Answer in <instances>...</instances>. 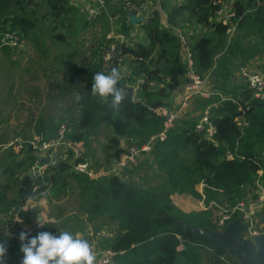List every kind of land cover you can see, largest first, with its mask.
Wrapping results in <instances>:
<instances>
[{
  "label": "trees",
  "instance_id": "obj_1",
  "mask_svg": "<svg viewBox=\"0 0 264 264\" xmlns=\"http://www.w3.org/2000/svg\"><path fill=\"white\" fill-rule=\"evenodd\" d=\"M105 1L109 16L104 15L99 21L108 27L107 34L113 24L117 25L116 31L126 39L134 28L129 24V7ZM221 1L226 0H160L168 26L162 23L158 9L150 10L154 17L139 25L144 41L130 46L126 39L119 47L122 60L113 67L121 71L124 57L130 64V74L122 76L119 86L135 85L140 79L144 83L139 88L138 100L123 101L118 109L91 94L92 78L96 72H102L100 51L107 43L105 36L99 48V63L85 70H73L76 76L85 77L86 91L74 97L79 116L66 123L72 130L70 138L86 143L90 130L107 126L114 134L110 143L115 148L109 151V160H119L124 154L122 141L142 147L163 130V120L149 106L170 105L173 93L186 81L183 49L170 27L183 24L191 28L190 46L201 74H213L216 70L219 77L227 80L235 61L261 55L264 0H234L238 28L230 42L227 27L215 17ZM87 24L91 23L86 14L80 16L70 0H0V34L17 32L21 43L32 41L41 46L47 37L67 46L76 37L72 33ZM9 48L1 47L0 36V52ZM67 84L73 86L76 82L70 77ZM223 88L226 89L221 82L222 96L216 95V101H203L204 108L211 106L210 115L217 129L213 140L196 131L199 116L188 119L190 113L168 131L164 142L153 146L151 159L144 163L152 166L157 184L140 185L121 175L90 180L74 170L69 158H43L42 164H48V168L43 178L35 180L29 173L36 159L30 156L31 151L27 150L25 156L13 150L0 155V175L12 181L10 187L15 190L9 200L3 192L5 183L0 182V222L8 219L12 211L26 224H33L41 209L23 210L27 201L38 202L44 197L50 201L49 193L55 197L77 193L79 212L88 216V221L106 217L116 226L114 235L109 231V236L100 238L103 249L116 253L112 264H238L228 250L195 231L216 230L209 208L212 203L234 206L241 199L255 196L257 182L264 187V102L254 99L247 86L238 94L227 89L225 93ZM60 125H41L38 135L47 140L55 138ZM228 153L234 158L228 160ZM198 185H202V193L198 192ZM174 195L203 199L209 209L185 212L174 203ZM60 231L63 229L47 222L29 238L39 232L57 235ZM4 242L20 264V245L0 239V243Z\"/></svg>",
  "mask_w": 264,
  "mask_h": 264
},
{
  "label": "rangeland",
  "instance_id": "obj_2",
  "mask_svg": "<svg viewBox=\"0 0 264 264\" xmlns=\"http://www.w3.org/2000/svg\"><path fill=\"white\" fill-rule=\"evenodd\" d=\"M70 1L74 7L77 6L80 16L83 17L84 13L86 14L87 5H90L89 0ZM108 1L112 4L125 3L127 7L132 3L147 1L151 11L154 9L160 11L162 23L167 26V16L162 7L161 10L159 9L161 4L157 3V5L152 0ZM93 23L87 24L85 28H81L82 30L72 33L76 37L67 46L59 45L52 41L46 49L43 44L39 46L36 42L29 41V43L25 42L28 45L24 44L18 48H9L0 52V145L17 138L30 139L40 137L38 132L41 125L49 127L55 124L59 125L69 122L70 118L76 119L79 116V111L74 106V97L81 91H86V83L85 77L75 76L73 70L77 65H80V68L85 70L99 63V48L108 32L106 29L108 27L104 22H100L98 19ZM116 26L113 24V27L117 29ZM134 27L128 32L129 35L126 38L130 46L143 42L142 28L139 25ZM179 28L184 29L190 37L191 28L183 24ZM72 38L73 36H70L68 40L71 41ZM123 60L122 66L130 67L128 58L124 57ZM242 60L235 61L231 69V75L237 72L238 66L246 62ZM121 74H124V77L128 76V71H121ZM228 76H226V79ZM70 77L78 78V81L75 80L76 84L73 86L67 84ZM232 81L230 77L227 80H223L222 77L217 75L216 70H214L211 77V84L216 88L220 87L221 82L229 88ZM178 95L180 96V93ZM178 95L175 99L172 97L170 103H176ZM208 101H216V97L212 96ZM206 102H197L188 119L194 120V115L206 109L203 107ZM113 137L114 134L111 129L104 125L90 130L86 134L87 157L96 168L108 170L111 165L115 164L116 160H109V151L113 152L115 150L110 143ZM123 142L121 143V148L126 146ZM62 155L61 152L57 153V158ZM144 162L138 164L135 168L122 172L120 175L123 178L129 177V179H132L131 181L140 185L157 184L159 180L154 176L152 166ZM0 182L5 183L3 192H6L10 200L15 195V190L10 187L13 185L12 181L0 175ZM197 190L202 193V186L198 185ZM49 195L51 197L50 201L44 197L47 203L45 215H48V218L53 220L51 223L57 225L59 230L63 229V231L71 233L75 231L74 233L76 234H84L96 246L103 249L100 238L109 236V231L114 235L116 226L113 223L110 224L106 217H98L88 221V216L79 212L77 193L70 194L66 192V195L61 197H55L53 193H49ZM173 200L185 212L204 211L201 204L202 199L198 200L186 195H175ZM262 212L263 214H261ZM262 212L257 219L258 227L264 233V210ZM12 215L13 213L10 211L8 219ZM214 219L216 218L214 217ZM236 222L240 221L235 219L230 224ZM4 259L6 264H17L16 256L9 251H7ZM233 259L240 264V260L235 255H233Z\"/></svg>",
  "mask_w": 264,
  "mask_h": 264
},
{
  "label": "built area",
  "instance_id": "obj_3",
  "mask_svg": "<svg viewBox=\"0 0 264 264\" xmlns=\"http://www.w3.org/2000/svg\"><path fill=\"white\" fill-rule=\"evenodd\" d=\"M92 3L86 10V18L89 23H93L100 17L109 16V8L105 0H91ZM160 4V0H157ZM220 7L215 12L217 22L227 27V40L230 42L237 33L238 18L234 10V0H226L219 2ZM161 10V6L159 7ZM129 10H132L136 15L144 17L143 23L153 18L154 15L148 8L147 1L140 3L129 4ZM168 26V25H167ZM170 27V26H169ZM172 34L179 40L183 49V61L186 67V81L178 90L180 99L176 103H171L167 106H156L149 108L153 113L163 120V130L152 136L149 142L142 147L135 144H126L124 154L115 161L114 165L108 170L104 168H96V166L87 157V145L85 141H75L70 138L71 129L68 124L63 123L57 130L55 138L50 140L43 137H34L30 139L17 138L10 140L0 145V155L9 150H13L16 154L26 155L27 150L31 151L30 156L36 157L34 164L30 168V175L35 179L43 178L48 168V164H42L43 158L54 159L56 153L63 152L62 159L69 158L73 164L74 170L77 173L87 176L90 180H98L109 175H118L128 169L138 166L146 159H151L153 146L157 142H164L167 139L168 131L176 125L178 121L183 120L192 112L199 101H206L212 96H222L219 89L211 84L212 72L201 74L196 66L194 55L191 50L189 36L184 29L179 27H170ZM1 47L18 48L21 44V37L17 32H7L0 34ZM107 43L101 47L102 72L107 73L113 66L121 62L119 47L125 42V37L116 31V28L111 26L110 32L106 35ZM261 66H264V49L260 55ZM237 73L240 79L247 85L254 99L264 102V70L252 69L249 66L238 68ZM144 83L140 79L135 85H129L131 91V100H138L137 95L139 88ZM154 85V83H151ZM199 119L196 123V131L203 134L208 140H213L217 133L216 126L210 115V108H206L198 112ZM227 159L231 160L234 156L231 153L227 154ZM202 186V185H201ZM38 186L34 187V191ZM204 211L212 209L213 220L216 231L223 232L232 222L237 219L246 230L242 236L245 239L252 240L254 237L264 236L262 229L258 227V215L264 210V187L258 182L256 183L255 197H247L239 200L234 206H220L212 203L208 208L202 203ZM46 200L43 198L38 202L29 200L23 206V210H32L40 208V216L43 217L44 223L53 221L46 216ZM214 210V211H213ZM263 214V212L261 213ZM44 224L36 221L33 224H26L18 214H13L7 221L0 222V239L16 242L20 245L19 234L23 231L32 236L36 231L40 230ZM76 236L87 239L92 246V250L96 256V264H112L113 257L116 253L110 248L100 249L96 244L87 238L84 234L78 233ZM22 253V252H21ZM23 254V253H22Z\"/></svg>",
  "mask_w": 264,
  "mask_h": 264
},
{
  "label": "clouds",
  "instance_id": "obj_4",
  "mask_svg": "<svg viewBox=\"0 0 264 264\" xmlns=\"http://www.w3.org/2000/svg\"><path fill=\"white\" fill-rule=\"evenodd\" d=\"M121 78L118 67H112L107 73L96 72L92 78L91 94L107 101L111 108L118 109L127 95L126 90L119 86ZM40 223L44 224L43 218ZM19 240L20 252L23 253L20 264H96L89 241L69 231H60L57 235L39 232L31 238L22 231ZM6 254V242L0 243V264H6Z\"/></svg>",
  "mask_w": 264,
  "mask_h": 264
},
{
  "label": "water",
  "instance_id": "obj_5",
  "mask_svg": "<svg viewBox=\"0 0 264 264\" xmlns=\"http://www.w3.org/2000/svg\"><path fill=\"white\" fill-rule=\"evenodd\" d=\"M128 13L131 26L143 23L144 17L142 15H136L132 10H128ZM122 87L127 93L123 101H130L131 91L126 86ZM42 218L39 216L37 221L40 222ZM245 230L246 226L241 222L229 224L223 232L212 229H195L198 234L209 237L213 242L228 250L230 254L235 255L240 260V264H264V236L254 237L252 240L245 239L242 236Z\"/></svg>",
  "mask_w": 264,
  "mask_h": 264
},
{
  "label": "crops",
  "instance_id": "obj_6",
  "mask_svg": "<svg viewBox=\"0 0 264 264\" xmlns=\"http://www.w3.org/2000/svg\"><path fill=\"white\" fill-rule=\"evenodd\" d=\"M83 1H86V0H83ZM90 2H92L91 0H89V4H91ZM148 3V2H147ZM73 5V4H72ZM88 6L89 5H87V8H88ZM76 8H77V6H75ZM87 8H86V10H87ZM148 8H149V4H148ZM141 27V26H140ZM135 28V27H134ZM142 32H143V30H142ZM143 35H144V33H143ZM143 41H144V39H145V37L143 36ZM25 42H27V41H23L21 44H20V46H23L24 44H27L28 45V43H25ZM51 42H52V40L51 39H49V38H47L46 37V40H45V43H44V45H45V47H46V49L49 47V45L51 44ZM140 43V42H139ZM26 45V46H27ZM242 59H238V61H241ZM243 61V60H242ZM244 62V61H243ZM243 65H241V66H238L237 68H240V67H242V66H249L250 68H252V69H256V70H264V66H261V63H260V55H258V56H256V57H254V58H252V59H250V60H248V61H246V62H244V63H242ZM77 68H80L81 66L80 65H77L76 66ZM238 70V69H237ZM121 71L122 72H124V71H128V75H129V73H130V70H129V67H125V66H123L122 68H121ZM76 76V75H75ZM122 76L124 77V74H122ZM74 78V77H73ZM230 79H232L233 81H232V83H231V85L229 86V88L227 87V86H225V88L229 91V92H232V91H236V93L238 94V92L239 91H241V89L245 86H247L241 79H240V77H239V75H238V73L237 72H235L233 75H231L230 76ZM74 80H76V78H74ZM127 88L129 87V85H127L126 86ZM217 89H219V87H217ZM224 89V88H223ZM226 89H224V92L226 93ZM221 92V91H220ZM180 92H176V93H174L173 95H172V97H173V99H175L176 98V96L179 94ZM137 98H138V95H137ZM179 99H180V96L178 95V97H177V102L179 101ZM171 102V101H170ZM62 154H63V152L62 151H60ZM58 153V152H57ZM57 153H56V155H55V158H57ZM59 158H62V156L61 157H59ZM175 196V195H174ZM174 196H172V199H173V197ZM176 196H178V195H176ZM174 201V200H173ZM175 204H176V202H174ZM177 206H178V204H176ZM179 207V206H178ZM179 208H181V207H179Z\"/></svg>",
  "mask_w": 264,
  "mask_h": 264
}]
</instances>
